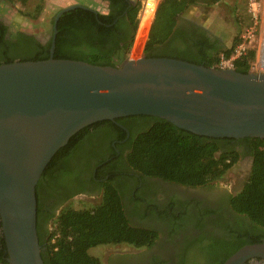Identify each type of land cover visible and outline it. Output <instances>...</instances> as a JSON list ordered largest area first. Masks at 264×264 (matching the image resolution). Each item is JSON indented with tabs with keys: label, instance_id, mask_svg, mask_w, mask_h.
<instances>
[{
	"label": "trees",
	"instance_id": "16d2710c",
	"mask_svg": "<svg viewBox=\"0 0 264 264\" xmlns=\"http://www.w3.org/2000/svg\"><path fill=\"white\" fill-rule=\"evenodd\" d=\"M6 1L25 5L29 0ZM104 1L107 2L106 12L77 6L59 16L53 57L118 66L128 59L131 48V55L135 57L143 47L148 57H172L219 67L221 57H231L242 39L240 33L236 34L226 48L214 41L209 43L206 38L180 40L176 26L191 5L212 7L223 0H159L154 15L149 8L141 18L138 17L140 0ZM240 1L246 0H234L232 6L238 25L246 19L251 20L250 15L238 12ZM42 9L43 0H36L35 6L20 10L18 14L33 20L37 19ZM53 20L54 17L51 19L50 37L45 43L20 27L9 35L7 25L0 22V63L48 58ZM254 59L255 49L249 47L233 60L232 68L242 73L249 72ZM98 124L108 126L115 135L113 139L125 136L124 127L131 130L132 144L125 157L127 170L189 187L203 186L221 178L239 157L232 144L241 141L252 144L253 162L249 175L242 187L229 196L232 210L246 217L250 224H228L227 237L212 239L203 252L208 257L207 264H222L241 246L264 239V138L202 136L150 115L118 117L97 121L89 126ZM89 126L73 134L56 151L36 184V229L44 264H102L99 257L89 253L90 248L117 244L141 248L152 245L157 237L155 229L135 225L129 220L121 192L113 184L121 173L112 161L105 162L103 170L99 168L96 171L97 176L102 178L106 173H111L104 182L99 203L83 208L67 205L56 216L49 215L51 224L48 225L46 221L47 227L41 232L40 186L44 181L53 186L57 176L68 174L66 163L75 153L72 143ZM56 170L57 175L54 173ZM197 226L201 227V222ZM0 264H9L1 224ZM178 264L183 262L179 261Z\"/></svg>",
	"mask_w": 264,
	"mask_h": 264
},
{
	"label": "water",
	"instance_id": "95a60500",
	"mask_svg": "<svg viewBox=\"0 0 264 264\" xmlns=\"http://www.w3.org/2000/svg\"><path fill=\"white\" fill-rule=\"evenodd\" d=\"M0 63V224L9 264H44L36 229V184L69 138L92 123L150 115L214 138H264V72L142 56L118 66L53 57ZM264 260V241L222 264Z\"/></svg>",
	"mask_w": 264,
	"mask_h": 264
},
{
	"label": "flooded vegetation",
	"instance_id": "af4514ba",
	"mask_svg": "<svg viewBox=\"0 0 264 264\" xmlns=\"http://www.w3.org/2000/svg\"><path fill=\"white\" fill-rule=\"evenodd\" d=\"M0 22L7 25L9 35L17 30L1 17ZM176 27L180 40L206 38L209 43L213 42L209 31L193 20L181 17ZM50 29L51 27L43 37L31 34L45 43L50 37ZM124 129V137L113 139L115 135L111 129L98 124L87 127L75 138L72 143L74 156L66 163L68 174L57 176L53 186L45 181L40 186L41 232L47 227L46 221L48 225L51 224V219L48 218L50 214L56 216L72 202L88 200L92 205L99 203L104 182L110 178L111 173H106L102 178L97 176L96 171L99 168L103 170V164L112 161L121 173L113 180V184L121 192L129 220L135 225L155 229L157 237L150 246L133 247L134 252L112 254L108 257L107 264H178L179 261L183 264H207L208 257L203 252L204 247L212 239H225L228 224H250L246 217L232 210L229 196L234 193L215 186L213 181L199 186L200 190L193 193L194 187L156 177H145L127 170L125 157L132 144V132L127 127ZM232 146L239 152L234 165L244 166L243 175L247 179L253 162L252 144L241 141ZM57 172L56 170L54 173L57 175ZM198 222H201V227L197 226Z\"/></svg>",
	"mask_w": 264,
	"mask_h": 264
},
{
	"label": "rangeland",
	"instance_id": "374dc122",
	"mask_svg": "<svg viewBox=\"0 0 264 264\" xmlns=\"http://www.w3.org/2000/svg\"><path fill=\"white\" fill-rule=\"evenodd\" d=\"M137 1V0H136ZM144 0H140L141 5ZM57 0H43V9L37 19H26L22 18L18 12L20 10L30 9L36 4V0H29L25 5H21L20 3H10L6 0H0V17L6 21H8L13 28L20 27V29L33 33L39 36L46 34L47 30L51 27V19L54 17L55 13L62 7L68 6L69 4L62 1L58 3ZM71 4L72 1H71ZM70 4V5H71ZM93 3V7L100 11L106 12L107 6L105 4L99 3L95 5ZM264 4V3H263ZM234 5V0H223L212 7L207 8H198L191 9L187 11L183 18L190 19L198 24L202 25L205 29L209 31V33L213 37V41L217 42L222 47H229L232 43L233 38L236 34L240 33L241 35L245 33V28L249 26H253L255 30L253 33V37L249 43L250 48L255 49V59L257 55V50L259 47L260 39L264 33V11H259L257 13V23L254 25L253 18L249 12V0L240 1L238 12L242 15H250L251 20L246 19L242 22L241 25L236 24L234 17L235 14L232 11V6ZM138 17L139 16L138 13ZM153 17V16H152ZM140 22V19H139ZM43 37V36H42ZM264 42V36L262 39V43ZM248 43V42H246ZM264 47V46H263ZM262 47V48H263ZM132 49L129 52L128 58H138L144 56L143 47L141 51L133 57L131 55ZM255 59L253 61H255ZM260 60V58H259ZM252 61V62H253ZM251 62V63H252ZM264 69V68H263ZM250 71L252 72H264V70H256L250 67ZM244 166L233 165L229 168L225 174L212 182L215 186H218L221 189L230 190L231 193L237 192L242 184L246 180V176L243 175ZM193 193L195 190H200L198 187H194ZM76 208L90 207L92 202L88 200H79L74 201L70 204ZM155 248V246H153ZM135 249L132 246L126 244H117V245H97L89 249V253L95 255L100 258L102 264H107L108 257H110L114 253L119 252H134ZM247 264H264L263 260H251Z\"/></svg>",
	"mask_w": 264,
	"mask_h": 264
},
{
	"label": "built area",
	"instance_id": "2783aa9c",
	"mask_svg": "<svg viewBox=\"0 0 264 264\" xmlns=\"http://www.w3.org/2000/svg\"><path fill=\"white\" fill-rule=\"evenodd\" d=\"M158 1L157 0H144L141 8L139 10V16H141L144 12H146L149 8L150 11H152V15H154L155 9H156V5H157ZM264 11V4L261 3V1L259 0H249V12L253 18L254 21V25H256L257 23V13H259V11ZM140 18V17H139ZM153 18V17H152ZM254 29L253 26H249L247 28H245V33L241 35V42L236 46L234 53L231 55V57L229 58H223L221 57L220 62H219V67L220 68H232L233 65V60L235 58H237L238 56L242 55L247 48H249V43L253 37V33H254ZM264 33L260 39L259 42V47H258V52L256 55V59L255 61H253L250 65V67L256 69V70H264V60H259V58L261 57V51H262V47L264 46V42L262 43V39H263ZM248 42V43H246Z\"/></svg>",
	"mask_w": 264,
	"mask_h": 264
},
{
	"label": "crops",
	"instance_id": "0c3cea01",
	"mask_svg": "<svg viewBox=\"0 0 264 264\" xmlns=\"http://www.w3.org/2000/svg\"><path fill=\"white\" fill-rule=\"evenodd\" d=\"M59 1L58 3L64 1L66 3H68L69 5L71 4V1L73 4H76V3H79V4H85L89 7H92L94 8L92 5L93 3H96L95 5H98L99 3H102V4H105L107 6V2L104 1V0H57ZM159 1V0H157ZM261 1V3H264V0H259ZM196 7L198 8H202L203 6L202 5H199V4H194V5H191L182 15L181 17H183V15L187 12V11H190L192 8L195 9ZM203 8H207V7H203ZM151 23V22H150ZM150 26V25H149ZM149 30V28H148ZM148 33V32H147ZM147 37V36H146ZM146 40V39H145ZM144 45V44H143ZM132 49V48H131Z\"/></svg>",
	"mask_w": 264,
	"mask_h": 264
},
{
	"label": "bare ground",
	"instance_id": "6f19581e",
	"mask_svg": "<svg viewBox=\"0 0 264 264\" xmlns=\"http://www.w3.org/2000/svg\"><path fill=\"white\" fill-rule=\"evenodd\" d=\"M136 33H137V32H136ZM260 55H261L260 59H261V60H264V47H263V49H262V51H261V54H260Z\"/></svg>",
	"mask_w": 264,
	"mask_h": 264
}]
</instances>
